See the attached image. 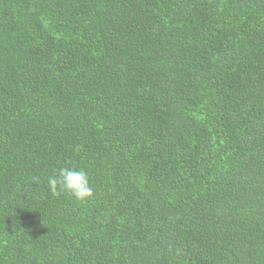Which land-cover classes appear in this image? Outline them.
<instances>
[{
	"label": "trees",
	"instance_id": "trees-1",
	"mask_svg": "<svg viewBox=\"0 0 264 264\" xmlns=\"http://www.w3.org/2000/svg\"><path fill=\"white\" fill-rule=\"evenodd\" d=\"M0 264H264V0H0Z\"/></svg>",
	"mask_w": 264,
	"mask_h": 264
},
{
	"label": "clouds",
	"instance_id": "clouds-1",
	"mask_svg": "<svg viewBox=\"0 0 264 264\" xmlns=\"http://www.w3.org/2000/svg\"><path fill=\"white\" fill-rule=\"evenodd\" d=\"M47 184L53 195L66 193L81 202L93 197L90 178L84 169L70 166L60 167L48 177Z\"/></svg>",
	"mask_w": 264,
	"mask_h": 264
}]
</instances>
